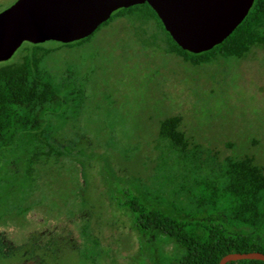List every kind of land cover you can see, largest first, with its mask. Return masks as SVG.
Returning <instances> with one entry per match:
<instances>
[{"label":"rangeland","instance_id":"1","mask_svg":"<svg viewBox=\"0 0 264 264\" xmlns=\"http://www.w3.org/2000/svg\"><path fill=\"white\" fill-rule=\"evenodd\" d=\"M15 1L0 0V11ZM103 33L108 62L95 70L73 67L81 90L68 95L73 86L62 89L67 113L49 128V139L64 154L39 163L32 185L22 177L29 135L2 158L0 264H171L183 248L158 230L140 234L118 205L124 191L148 192L168 207L172 200L188 202V193L175 198L172 191L189 184L180 176L201 160L249 154L264 166L263 48L243 59L195 66L144 46L125 17L96 36ZM26 45L6 61L20 59ZM81 53L62 46L50 54L47 65L57 85L58 73L93 55ZM177 113L201 149L198 162L174 161L158 138L159 119ZM192 207L196 217L207 216Z\"/></svg>","mask_w":264,"mask_h":264},{"label":"trees","instance_id":"2","mask_svg":"<svg viewBox=\"0 0 264 264\" xmlns=\"http://www.w3.org/2000/svg\"><path fill=\"white\" fill-rule=\"evenodd\" d=\"M124 17L131 21L134 36L144 46L174 54L195 66L221 59H243L255 47L264 49V0H254L246 16L225 39L198 53L183 49L173 39L148 2L121 7L91 35L68 43L59 42L57 47L25 41V53L20 59L0 62V166L6 151L25 134L32 139L22 174L28 185H32L39 163L49 162L51 157L57 160L64 154L49 139V128L55 118L63 119L67 113L69 97L62 89L67 91L73 86L68 95L80 92L82 81L79 84V74L73 67L86 65L95 70L98 64L108 62L105 52L110 44L104 40L106 34H96L103 26ZM62 46L93 55L74 60V66L69 65L58 73L61 82L57 85L47 59ZM182 124L183 116L178 113L159 119L158 138L169 148L174 161L188 165L186 162L201 160V149ZM203 168L204 174L199 175ZM180 177L189 186L181 182L172 194L176 198L188 193L189 205L172 200L164 207L156 201L157 196L150 198L148 192L136 194L131 190L124 191V200L118 202L127 210L140 234L158 230L174 238L183 248L171 264H219L227 254H264V166L255 156L227 155L222 161L209 157L201 160L200 165H192ZM192 205L207 212V216L193 215ZM214 213L216 217L212 216ZM225 264H264V259H229Z\"/></svg>","mask_w":264,"mask_h":264},{"label":"water","instance_id":"3","mask_svg":"<svg viewBox=\"0 0 264 264\" xmlns=\"http://www.w3.org/2000/svg\"><path fill=\"white\" fill-rule=\"evenodd\" d=\"M254 0H16L0 11V62L28 41L72 42L91 35L121 8L148 2L183 48L202 52L225 39ZM262 258L261 252L227 254L229 259Z\"/></svg>","mask_w":264,"mask_h":264},{"label":"flooded vegetation","instance_id":"4","mask_svg":"<svg viewBox=\"0 0 264 264\" xmlns=\"http://www.w3.org/2000/svg\"><path fill=\"white\" fill-rule=\"evenodd\" d=\"M104 40H105V37H104Z\"/></svg>","mask_w":264,"mask_h":264}]
</instances>
